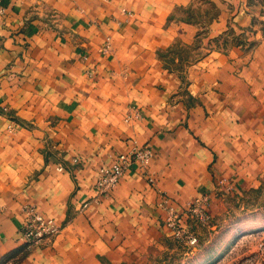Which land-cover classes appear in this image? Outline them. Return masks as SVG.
Wrapping results in <instances>:
<instances>
[{"label": "crops", "instance_id": "crops-1", "mask_svg": "<svg viewBox=\"0 0 264 264\" xmlns=\"http://www.w3.org/2000/svg\"><path fill=\"white\" fill-rule=\"evenodd\" d=\"M2 1L0 264H147L175 250L162 193L179 209L206 195L215 219L264 178V2L229 0L206 39L235 13L238 40L175 66L201 35L181 8L200 0ZM135 143L147 171L100 194V167ZM28 204L62 227L42 245L21 239Z\"/></svg>", "mask_w": 264, "mask_h": 264}, {"label": "rangeland", "instance_id": "rangeland-1", "mask_svg": "<svg viewBox=\"0 0 264 264\" xmlns=\"http://www.w3.org/2000/svg\"><path fill=\"white\" fill-rule=\"evenodd\" d=\"M250 2L262 3L264 0H250ZM235 3L229 0H200L197 5L181 8L184 20L199 24L200 47L197 44L195 50L193 51L192 48L191 51V46L182 47V42L178 41L171 52V63L177 66L184 58H191L192 54L195 56L205 54L211 48L218 46L224 38L226 41L236 42L238 38L234 37L235 29L239 26L235 13H231L229 29L226 33L212 37L213 39L210 40L206 39L211 29V19L217 17L223 10L232 9ZM262 21L260 29L262 26L264 28V20ZM246 37L250 38L249 35ZM58 167L63 168L62 165ZM205 205L211 218L192 222L194 225L192 230L198 236V242L191 244L186 240L179 241L174 231L168 227L176 241L175 250L169 249L162 258L154 259L147 264H264V178L239 194L228 193L221 212L215 219L208 209L209 199ZM185 224H188V220Z\"/></svg>", "mask_w": 264, "mask_h": 264}, {"label": "built area", "instance_id": "built-area-1", "mask_svg": "<svg viewBox=\"0 0 264 264\" xmlns=\"http://www.w3.org/2000/svg\"><path fill=\"white\" fill-rule=\"evenodd\" d=\"M4 11L3 1L0 0V13ZM112 37L107 36L104 49H110ZM154 155L150 144L135 143L128 152L120 153L110 166H102L99 169V176L96 179V187L100 194H108L119 182L124 173L136 163L138 169L147 171L149 162ZM154 181V177L150 176ZM209 197L206 195L190 199L183 209L177 208L166 193L161 194L160 207L164 210L165 222L171 228L178 240H186L187 243L195 244L199 238L192 230V222L206 221L210 215L205 203ZM26 215L21 227V239L29 245H42L51 237L61 231L58 221L45 215L35 205L25 206ZM188 220V224H185Z\"/></svg>", "mask_w": 264, "mask_h": 264}]
</instances>
